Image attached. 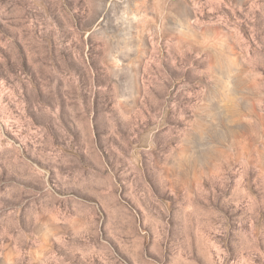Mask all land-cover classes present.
<instances>
[{"label": "rangeland", "instance_id": "rangeland-1", "mask_svg": "<svg viewBox=\"0 0 264 264\" xmlns=\"http://www.w3.org/2000/svg\"><path fill=\"white\" fill-rule=\"evenodd\" d=\"M0 264H264V0H0Z\"/></svg>", "mask_w": 264, "mask_h": 264}]
</instances>
